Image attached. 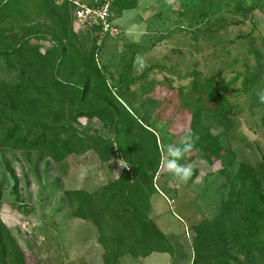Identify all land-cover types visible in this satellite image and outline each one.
<instances>
[{"label": "trees", "instance_id": "1", "mask_svg": "<svg viewBox=\"0 0 264 264\" xmlns=\"http://www.w3.org/2000/svg\"><path fill=\"white\" fill-rule=\"evenodd\" d=\"M138 1L113 0V18L117 12L136 8ZM211 14L212 9L203 12L202 20ZM72 19V8L66 2L0 0V74L6 77L0 76V148L37 151L58 163L90 151L101 162L120 157L125 166L117 179L95 192L65 190L72 214L92 221L100 231L104 264H121L126 255H174L171 238L151 217V197L158 192L163 159H171L168 146L182 144L177 141L180 133L158 130L161 111L152 119L141 118L120 94L130 91L154 66L137 74L133 55L119 82L110 83L97 60L98 31L82 29ZM41 20L50 23L52 34L53 45L46 49L32 43L36 33L32 26ZM81 33L92 37L90 48L83 47ZM245 38L253 40L251 35ZM230 46L218 52L229 51ZM249 53L259 60L257 49ZM247 61L245 74L234 68L235 76L228 81L222 77V68L203 78L202 72L194 71L189 74L188 89H177L180 105L190 115L188 129L194 142L186 161L195 159L198 152L210 164L220 161V172L228 183V196L219 213L190 227L192 264H264V158L256 164L241 161L235 166L236 153L224 146V136L205 123V114H210L226 136L235 129L236 106L227 93H248L260 79ZM241 78L242 87H233ZM82 117L101 122L106 135L78 128ZM166 124L169 128L170 120ZM2 198L0 187V264H27L25 253L1 218Z\"/></svg>", "mask_w": 264, "mask_h": 264}, {"label": "rangeland", "instance_id": "2", "mask_svg": "<svg viewBox=\"0 0 264 264\" xmlns=\"http://www.w3.org/2000/svg\"><path fill=\"white\" fill-rule=\"evenodd\" d=\"M250 8L253 11L249 12ZM210 9L214 14L202 20L201 14ZM114 24L120 34L102 38L98 63L106 69L110 83L119 82L133 55L137 74L154 66L130 91L121 90L120 94L141 118L152 119L161 111L156 128L164 133H180L177 141L181 143L192 135L188 129L190 115L181 107L177 89H188L192 80L189 74L194 71L202 72L203 78L222 68L225 81L235 76L234 68L245 74L248 58L260 79L248 93H227L236 106L235 129L226 136L210 114H205V123L212 126L215 134L224 136V146L236 153L235 166L241 161L256 164L264 158V103L257 98V92L264 89V0H139L136 8L117 12ZM32 27L36 32L32 43L40 44L42 49L53 45L50 23L41 20ZM250 35L252 42L245 38ZM91 38L80 34L84 48L92 46ZM226 44L229 51L218 52ZM249 49L260 52L258 61ZM235 60L238 62L231 66ZM242 82L243 78L233 87L241 88ZM78 122V128L107 133L98 120L82 117ZM191 155L187 153L178 160L179 165L192 168L186 181L168 170L169 158L163 159L158 192L151 197V217L171 238L174 255H126L121 264H192L190 227L219 213L228 196V183L220 172V161L210 164L198 152L195 159L187 162ZM124 166V161L115 155L101 162L94 151L82 156L72 154L58 163L37 151L0 148L1 218L25 253L27 264H104V248L98 241L100 231L92 221L72 214L64 192H95L117 179Z\"/></svg>", "mask_w": 264, "mask_h": 264}, {"label": "built area", "instance_id": "3", "mask_svg": "<svg viewBox=\"0 0 264 264\" xmlns=\"http://www.w3.org/2000/svg\"><path fill=\"white\" fill-rule=\"evenodd\" d=\"M68 3L72 8L73 21L82 29H96L101 44L105 35L117 36L119 28L114 24L113 0H58Z\"/></svg>", "mask_w": 264, "mask_h": 264}, {"label": "clouds", "instance_id": "4", "mask_svg": "<svg viewBox=\"0 0 264 264\" xmlns=\"http://www.w3.org/2000/svg\"><path fill=\"white\" fill-rule=\"evenodd\" d=\"M257 98L261 103H264V89L257 92ZM194 147V142L191 140L182 141L180 146L169 145L167 154L171 157L167 162V168L172 171L179 179L186 181L191 177L192 168L190 165H179L177 161L187 153L191 152Z\"/></svg>", "mask_w": 264, "mask_h": 264}]
</instances>
